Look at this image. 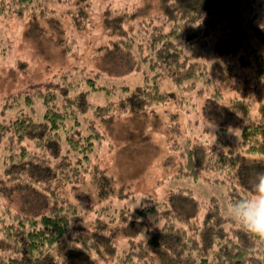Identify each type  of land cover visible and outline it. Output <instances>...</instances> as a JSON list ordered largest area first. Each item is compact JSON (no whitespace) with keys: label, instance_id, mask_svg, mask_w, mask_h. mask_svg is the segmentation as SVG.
<instances>
[{"label":"trees","instance_id":"obj_1","mask_svg":"<svg viewBox=\"0 0 264 264\" xmlns=\"http://www.w3.org/2000/svg\"><path fill=\"white\" fill-rule=\"evenodd\" d=\"M33 2L7 0L6 7L0 0V15L23 16L35 7ZM259 3L160 0L158 12L138 25L133 24L137 11L105 10L103 26L109 37L97 48L107 64L105 72H140L142 85L109 86L102 73L70 69L25 91L21 105L18 95L4 104L12 114L0 117V185L6 178L28 196L21 195L16 211L4 208L0 213V264H264V238L233 222L217 198L201 203L179 189L164 201L144 196L147 205L117 210L113 201L129 197L131 186L115 185L98 162L102 150L112 147L99 122L168 102L181 107L184 99L164 90V81L189 91L220 77L235 94L227 104L218 103L215 93L205 103L204 116L217 123L214 138L166 144L179 152L176 176H203L208 182L212 180L206 175L211 174L215 182L229 181V208L249 197L256 173L264 171V52L259 50L264 47V24L247 20L253 42L234 27L211 33L200 19H241L242 8L251 12ZM68 5L69 20L84 31L90 23L88 0ZM31 15L48 17L45 12ZM49 17L48 23L60 19ZM91 92H100L105 101L91 104ZM38 103L42 113L35 117ZM87 176L94 181L99 202L90 227L84 217L92 207L80 208L86 203L77 191Z\"/></svg>","mask_w":264,"mask_h":264},{"label":"rangeland","instance_id":"obj_2","mask_svg":"<svg viewBox=\"0 0 264 264\" xmlns=\"http://www.w3.org/2000/svg\"><path fill=\"white\" fill-rule=\"evenodd\" d=\"M71 1L34 0L35 7L23 16L0 15L1 118H9L12 114V111L4 106L8 100L18 95L20 96L19 105H21L25 91L38 84L43 85L54 81V76L61 71L86 68L102 73L105 80H108L106 84L109 86L126 83L134 89L142 85L143 78L140 72H131L122 76H110L105 72L107 64L102 58V53L97 52V48L103 46L109 37L103 26L102 14L105 10L121 14L137 11L139 15L133 24L138 25L144 20L143 17L150 18L158 12L160 0H88L90 23L82 32L74 27L67 16L68 4ZM257 1L261 5L254 7L251 12L247 8L241 9V19L235 15H211L201 18L200 23L214 34L220 33L223 27H234L243 31L249 40L255 42L246 23L247 20H251L255 26L264 24V0ZM4 3L7 7V0H4ZM57 3L61 4L57 5ZM52 10L59 13L56 14ZM44 12L48 17L38 18L39 16L31 15ZM49 16L60 19L58 22L48 23L46 20L50 18ZM55 24L56 27L53 26ZM55 28L59 31L63 29L64 32L58 34ZM58 40H62L61 43ZM259 50L264 52V47L259 46ZM71 73L74 74V72ZM162 88L168 89L176 98L184 99L182 106H175L174 103L168 102L145 110L116 115L110 123L99 122L112 143L110 149L105 148L98 155L99 165L101 169L105 168L109 171L115 185L131 186L127 187V192L131 195L126 199L114 200V208L118 210L126 205L134 209L147 205L148 200L144 196H152L159 201H164L168 199L171 192L183 189L190 191L201 203L208 202L211 197L217 198L226 215L230 209L227 191L229 181L215 182L211 174L206 175L212 180L208 182L203 180V176L199 178L176 176L180 162L179 152L173 148L168 150L166 143L211 141L215 136L217 123L210 122L204 116L205 103L209 96L215 93L214 99L218 100V103L225 104L235 92L227 88L220 77H216L210 83L196 84L189 91L176 89L170 81H164ZM261 92L264 97V78L261 83ZM87 99L93 105L105 101V97L100 92L89 93ZM16 107L13 110H18ZM41 113L42 108L38 103L37 113L34 116L38 117ZM229 128L233 130V127ZM168 156L171 157L169 163H164V159ZM221 178L224 177L221 176ZM4 179L6 183L0 185V213L4 208L16 211L17 205H21V195L28 196L24 190L17 189L15 183L11 184L6 178ZM77 191L83 204L86 203L80 208H85L87 205L92 207L84 217L85 222L93 223L94 211L99 202L94 181L90 176L77 186ZM112 212L118 215L117 211Z\"/></svg>","mask_w":264,"mask_h":264},{"label":"clouds","instance_id":"obj_3","mask_svg":"<svg viewBox=\"0 0 264 264\" xmlns=\"http://www.w3.org/2000/svg\"><path fill=\"white\" fill-rule=\"evenodd\" d=\"M251 195L233 203L230 218L257 237L264 238V171L256 173Z\"/></svg>","mask_w":264,"mask_h":264}]
</instances>
